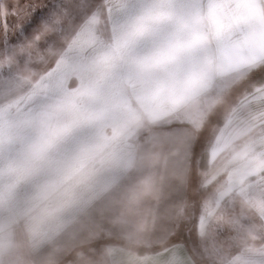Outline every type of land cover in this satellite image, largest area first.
<instances>
[{
	"label": "rangeland",
	"instance_id": "1",
	"mask_svg": "<svg viewBox=\"0 0 264 264\" xmlns=\"http://www.w3.org/2000/svg\"><path fill=\"white\" fill-rule=\"evenodd\" d=\"M181 1L189 8V14L199 9L198 0ZM36 2L0 0V19L7 17L11 25L16 20L12 9L23 10ZM153 2L44 0L36 4L40 8L36 20L42 16L40 12L44 15L54 5L62 7L49 19L37 24L34 33L29 26V38L22 43L26 49L23 55L12 53L8 57L7 52L0 53V164L8 160L12 166L11 172L0 173V250L7 253L0 264H102L104 247L128 246L126 235L135 220L113 222L115 232L119 233L115 236L109 232L108 222L92 221L86 217L84 210L70 225L58 230L56 235L45 237L49 226L53 230L55 226L61 225L58 219L52 221L48 213L61 214L64 208L68 210L70 200L76 198V193L84 194L86 189L85 174L75 177L73 173H54L51 171L54 166L51 167V161L45 155L61 153L62 159H69L77 146L85 150L102 145L96 148L101 150L108 147L106 144L109 143L110 151L121 149L124 144L128 149L139 150L141 155L137 160H140L145 149L150 148L151 133L167 130L166 118L173 114V101L177 97L171 98L164 107L153 105L145 111L136 101V96L141 93L124 90L125 82L132 76V57L154 52L156 49H151L159 47L153 45L159 36V26H155L152 33L149 31L136 40V44L114 66L102 63L106 54L115 52L127 22ZM207 3L208 0H205V7ZM164 4L170 20L174 21L178 15L172 8L173 1L164 0ZM140 5L142 9H139ZM127 6H130L129 11L124 14ZM84 23H89L88 29H83ZM46 41L50 43L45 48L43 43ZM202 53L192 54L200 56ZM7 59L9 61L5 65ZM196 61H190L189 53H185L176 64L170 66L169 71H183ZM167 76L166 73L163 78ZM236 81L222 78L206 97L195 94V98L186 102L182 110L185 111L179 113L178 119L188 122L193 130L199 128L211 110V115L217 116L219 121L228 112L229 106L235 104L232 102L242 88L240 85L246 80ZM107 92L110 96L108 115L102 109ZM125 101L130 103L134 111L120 108ZM88 103L92 109L85 108L87 115L82 117L84 112L81 108ZM157 110L165 115H160ZM97 113L103 114L102 120L94 118ZM208 121L204 126L210 135L215 131L212 130L214 121L213 118ZM53 129L58 130L55 136L52 135ZM19 132L23 139L15 138ZM39 137L46 140L39 141ZM38 142L45 144L46 149L38 151ZM143 159L146 157L143 156ZM199 168L201 170L196 179L202 181L200 179L205 171L203 166ZM94 175L93 185H96V181H100V174ZM155 175L146 174L145 178L154 180ZM198 187L193 202L197 205V215L203 217L202 231L198 230L196 220L192 218L190 204L186 209V213L190 211V214L182 220L148 221L147 234H144L143 242L135 249L143 250V256L182 240L187 243L197 264H241V261H246V264H264V251L252 254L244 250L241 225H258L257 222L249 220L243 207L230 202L228 197L219 198L211 190L212 193L205 195L198 192L202 191ZM45 193L50 195L46 196ZM221 213L225 220L216 219ZM120 216L125 218L128 215L123 211ZM185 217H188V221ZM91 226L94 228V237H91ZM154 226L156 230H153ZM189 227L192 229L190 237L186 231ZM260 230H256V235L260 237L255 242L257 246L264 243ZM153 232L159 234L152 236ZM165 233L169 234L165 236Z\"/></svg>",
	"mask_w": 264,
	"mask_h": 264
},
{
	"label": "crops",
	"instance_id": "2",
	"mask_svg": "<svg viewBox=\"0 0 264 264\" xmlns=\"http://www.w3.org/2000/svg\"><path fill=\"white\" fill-rule=\"evenodd\" d=\"M42 1L44 0H37L36 4ZM172 1V8L178 17L174 21L168 19L156 25L160 29L158 32L160 38L158 36V39L153 41L155 42L153 45L159 47H153L151 51L160 49L170 39H174L178 33L177 21L189 15V8L186 7L184 1ZM198 2V10L203 11L206 8L205 0H198ZM228 3L236 9L237 26L232 33L222 36L213 48V51L219 49L224 53L225 70L215 74L208 86L199 92L204 97L211 93L210 89L217 87V83L222 78L231 79V81L236 79L237 83L246 80L240 87L245 85L251 81V78L244 76L241 69L259 63L261 58H264V27H262L264 25V0H228ZM129 7L125 8L124 14H127ZM145 7L147 9L149 6ZM139 9H142V6ZM40 14L43 15V12H40ZM87 25L85 24L83 29H88ZM85 34L88 33L85 32ZM35 35L37 39V34L35 33ZM84 39H86V36ZM84 39L83 41L86 43ZM30 40H33V38ZM25 51L26 49L21 44L7 53L8 57L12 53L20 56ZM204 55V52L200 56L189 53V60L192 62L198 61ZM8 61L7 59L4 64L7 65ZM196 96L193 95L183 99L176 98L173 101V109L171 110L173 114L166 118L167 124L165 127H167V130L151 133L150 148H146L145 152L143 151L140 160H137V157L141 155L139 150L135 148L128 149L124 147L126 146L124 143L121 149L114 151H110L109 143L106 144L108 147L94 151H86L89 148L82 150L83 147L77 146L69 159H62L61 153L55 154V156L46 154L45 156L51 161V167L54 166L51 169L52 172L73 173L76 175L75 177L79 174H85L86 189L84 194L76 193V198L70 200L68 210L64 208L61 214L57 212L48 213L53 218L52 221L58 219L61 225L55 226L53 230H50L49 226L45 237L49 238L56 235L58 230H63L75 221L83 213V210L86 212V217H89L92 221L108 222L109 232H112L115 236H118L119 233L115 232L113 222L124 219L132 221L143 217L151 222L180 219L181 213L187 207H190V204H192L190 202L194 201L193 196L196 195L198 184L200 185L198 188L202 189L198 192L207 195L212 191L219 198L228 197L230 202L243 207L249 220L253 223L256 221L258 225H264V217L258 216L244 207L237 195L238 191L244 186L241 181L250 186L253 194L264 191V84L254 86L246 92L225 113L220 123L216 119L217 116L213 117L211 115L210 110L199 128L192 130L188 122L185 123L178 119V115L180 112L185 111L182 110L186 106V102H190ZM106 97L102 109H105L106 115H108V112H110L109 92H107ZM102 99L104 101V96H102ZM180 107L182 108L180 109ZM85 108L92 109V106L90 103L82 106L81 111L84 112L82 117L87 115V109ZM167 109L170 111V108ZM209 118H213L214 127H212V130L215 129V132L210 133L211 137L208 136L209 132L204 126L205 123L209 122ZM15 138L23 139L21 132L15 134ZM43 140L46 139L39 137V141ZM193 141H195L194 151L191 150ZM36 146L38 151L46 149V145L40 142ZM143 156L146 159H143ZM10 162L6 160V163L0 164V173L12 171ZM8 166L9 170L7 169ZM202 166L205 173L200 179L202 181H198L196 176L201 170L199 167ZM94 174H100L98 176L100 181H96V185H93L95 181ZM146 174H156V179L153 180L152 193L145 195L138 204L132 205L130 203L132 194L134 190L138 189ZM81 178H83L82 175ZM131 191L133 192L131 193ZM129 192L131 194H128ZM130 209L136 215H130ZM123 211L128 215L125 218L120 216ZM187 214L189 215L190 211ZM185 219L188 221V217H185ZM98 225L100 226V224ZM93 226H91V237H94L95 234ZM155 228L154 226L153 230H156ZM260 232L264 236V228H261ZM158 234L153 232L152 236ZM168 234L165 233V236ZM161 235L163 236V233ZM178 242L182 241H177L158 249L156 252L143 255L149 258L147 264H197L187 243L182 242L186 247H179ZM109 247L121 248L113 245L106 246L104 249L106 250ZM6 254L0 250V261Z\"/></svg>",
	"mask_w": 264,
	"mask_h": 264
},
{
	"label": "clouds",
	"instance_id": "3",
	"mask_svg": "<svg viewBox=\"0 0 264 264\" xmlns=\"http://www.w3.org/2000/svg\"><path fill=\"white\" fill-rule=\"evenodd\" d=\"M170 18L164 0H154L150 7L127 22L115 52L106 54L102 63L114 66L136 40ZM177 25L178 33L173 40L154 52L134 56L130 61L132 76L125 82L124 90L141 93L136 96V101L145 111L153 105L164 107L173 97L183 99L199 93L208 86L215 74L225 70L224 53L219 49L213 51V48L222 36L235 30L237 26L236 9L230 6L228 0H208L203 11L197 10L190 13L179 19ZM199 51L205 53L202 59L183 71H169L170 66L176 64L183 54ZM166 73L167 78H163ZM120 108L124 111H134L127 101L122 102ZM94 118L102 120L103 114L97 113ZM57 134L58 130L53 129L52 135ZM99 147L102 145L86 149V151H94ZM241 183L244 186L237 195L242 205L258 216L264 217V191L253 194L249 185L244 181ZM153 187L152 178L142 180L138 189L133 192L130 203L138 204L145 195L152 193ZM45 195H50V193H45ZM129 213L136 215L132 209ZM216 219L225 220V216L221 213ZM241 227L244 232L245 252L256 254L264 250V245L257 246L255 243L260 239L256 235V230L264 228V225H241ZM148 229L149 223L146 218L141 217L135 220L126 235L128 246L106 249L102 264H147L149 258L139 255L135 248L143 242L144 234ZM241 264H246V261H241Z\"/></svg>",
	"mask_w": 264,
	"mask_h": 264
},
{
	"label": "snow or ice",
	"instance_id": "4",
	"mask_svg": "<svg viewBox=\"0 0 264 264\" xmlns=\"http://www.w3.org/2000/svg\"><path fill=\"white\" fill-rule=\"evenodd\" d=\"M62 5H54L52 9L42 15L39 20H36L37 13L40 8L36 4H29L25 9L17 11L15 8L11 11L15 14L16 20L13 24L9 25L7 17L0 19V53H6L14 48L20 46L27 38H29V26H31V32L34 33L37 30L36 25L41 24L42 21H46L54 14ZM36 21L33 24V21ZM264 27V25H262ZM19 37L18 39H16ZM50 41L43 43V47H47ZM244 76L248 78H255L256 80L264 83V58H261L259 63H254L247 68L241 69ZM259 89V86H258ZM195 149V141L191 145V150ZM192 218H195L199 231L203 230V217L197 215V205L195 202L191 205ZM202 211V209H201ZM186 215V210L181 213L180 219L182 220ZM189 237L191 236L192 229L189 227L186 229ZM179 247H186L182 242H178Z\"/></svg>",
	"mask_w": 264,
	"mask_h": 264
},
{
	"label": "trees",
	"instance_id": "5",
	"mask_svg": "<svg viewBox=\"0 0 264 264\" xmlns=\"http://www.w3.org/2000/svg\"><path fill=\"white\" fill-rule=\"evenodd\" d=\"M257 85H261V82L256 80L255 78L253 80L247 82L244 86H242V88L240 89V92L238 93V95L236 96V98L234 99V101L232 103L233 104L236 103L246 92H248L251 88H253L254 86H257ZM231 107H232V105L228 108V111L231 109ZM219 121H221V119ZM208 136H210V135H208ZM120 246L124 247L123 245H120ZM135 251H137L139 253V255H142L143 253H145L143 250H139V249H135ZM152 252H156V250H153Z\"/></svg>",
	"mask_w": 264,
	"mask_h": 264
}]
</instances>
